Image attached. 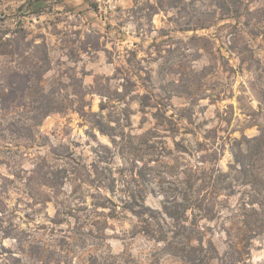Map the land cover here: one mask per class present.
Masks as SVG:
<instances>
[{"label": "rangeland", "instance_id": "obj_1", "mask_svg": "<svg viewBox=\"0 0 264 264\" xmlns=\"http://www.w3.org/2000/svg\"><path fill=\"white\" fill-rule=\"evenodd\" d=\"M18 22L28 35L17 54L0 55V88L11 69L33 77L0 112V264H188L145 234L124 190L144 184L147 205L161 210L184 159L198 163L178 143L209 137L227 171L233 139L260 134L264 0H0V26ZM55 101L63 110L41 120ZM69 152L89 167L108 161L116 192H101L111 201L90 183L49 186L47 172ZM234 189L222 191L215 219H200L217 249L210 264H232L233 213L249 187ZM240 259L264 264V231Z\"/></svg>", "mask_w": 264, "mask_h": 264}, {"label": "trees", "instance_id": "obj_2", "mask_svg": "<svg viewBox=\"0 0 264 264\" xmlns=\"http://www.w3.org/2000/svg\"><path fill=\"white\" fill-rule=\"evenodd\" d=\"M39 8L33 9L32 12L40 13L42 6ZM27 35V29L20 22L15 28L0 26V55L17 54L21 41L26 39ZM32 77L29 71L11 69L8 75L6 73L5 87L0 88V112L17 104L15 102L20 96L19 92L25 93ZM19 78L22 79V87L18 84ZM127 81L129 82V79ZM6 89H10V92L6 93ZM105 108V102H102L101 111L103 112ZM62 110L59 101H55L49 107L40 110L41 120L52 112ZM76 110L84 117L88 114L85 107L78 106ZM91 114L99 117V113ZM183 116L185 115H181ZM94 124L103 130L100 119L94 120ZM260 131L259 135L248 137L243 134L241 138L233 139L234 161L227 171L218 166L222 150L215 147L211 141H207L209 137L204 136V140L197 139L190 145L183 141L178 143L177 151L182 153L181 155L193 154L197 157L198 163L190 165L185 163L184 159L176 179L179 183L175 191L161 189L164 195L162 209L147 205L145 195L147 189L140 183L134 188L129 186L124 190L127 192L123 199L124 208L138 216L144 223L142 230L145 234L164 243V249L169 253L182 257L188 264H210L216 257L214 253L217 249L212 239L205 240L206 230L200 219L217 217L219 209L224 206L220 199L222 191H227L226 195H233L236 186L249 187L247 191L241 193L239 206L233 213L234 219H237L240 225L235 221L233 228L236 229L237 235L235 234L230 241L229 253L232 258L230 262L238 264L246 250L250 249L252 240L264 231V173L260 175L261 171L258 170V157L264 158V126H260ZM110 134L117 137L116 133ZM59 158L63 164H55L47 172L50 175L49 186L60 189L69 181H74L78 185L90 183L97 187L99 198L111 201L110 197L104 196L101 192L103 188L116 192L117 179L113 175L106 176L103 173L104 167L100 165L108 161L95 160L89 167L73 152ZM212 161L217 163H213L212 167L206 165ZM140 174L143 177L141 171ZM94 204L105 207L106 203L97 201ZM151 220L156 222L153 224ZM227 230L231 236V228Z\"/></svg>", "mask_w": 264, "mask_h": 264}, {"label": "crops", "instance_id": "obj_3", "mask_svg": "<svg viewBox=\"0 0 264 264\" xmlns=\"http://www.w3.org/2000/svg\"><path fill=\"white\" fill-rule=\"evenodd\" d=\"M82 1H85V0H82ZM47 2H49V0H41V3L44 4V5H45ZM41 6H42V5H41ZM40 13H41V12H40ZM36 14H37V13H36ZM38 15H40V14H38Z\"/></svg>", "mask_w": 264, "mask_h": 264}]
</instances>
